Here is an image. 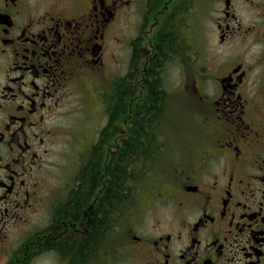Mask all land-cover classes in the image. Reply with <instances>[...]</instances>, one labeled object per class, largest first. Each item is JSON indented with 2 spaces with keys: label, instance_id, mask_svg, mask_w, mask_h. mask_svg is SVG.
<instances>
[{
  "label": "flooded vegetation",
  "instance_id": "flooded-vegetation-1",
  "mask_svg": "<svg viewBox=\"0 0 264 264\" xmlns=\"http://www.w3.org/2000/svg\"><path fill=\"white\" fill-rule=\"evenodd\" d=\"M150 60L183 64L204 142L139 210L126 201L127 118L104 138L108 118L92 138L78 125L94 128V102L106 110L90 85L125 86ZM156 140L135 147L132 192ZM67 141L88 149V169L78 159L63 178ZM0 264H264V0H0Z\"/></svg>",
  "mask_w": 264,
  "mask_h": 264
},
{
  "label": "rangeland",
  "instance_id": "rangeland-1",
  "mask_svg": "<svg viewBox=\"0 0 264 264\" xmlns=\"http://www.w3.org/2000/svg\"><path fill=\"white\" fill-rule=\"evenodd\" d=\"M193 1V0H192ZM193 14L197 12L193 11ZM198 14V13H197ZM192 21V19H191ZM191 28L194 30L195 34L198 35L199 31L194 25L193 21L191 22ZM199 38V35H198ZM122 54H124L122 52ZM124 58V55L121 56ZM190 59V58H189ZM187 64L191 61L185 60ZM183 68L182 63L178 64H166L164 65L163 73L161 75L162 88L165 89L167 93V98L164 106V111L162 112V117L160 124L154 125L155 136L159 138L158 142L160 146H156L158 150L155 152L156 156L155 162L152 166L148 168L146 172L142 173V176L139 177L141 185L143 188L140 192H134V202L131 206H138L139 210L145 209L149 198L158 189L166 190L168 188V178L171 173L172 165L179 156H182L183 153L189 150H196L194 148L195 143H202L204 139H201L202 134L200 135V123L198 119L194 116L192 109L190 108V103L188 100L187 92L185 91L186 80L182 78L181 75H178L176 71H180ZM123 67L119 69L120 73L123 72ZM141 76L137 79L138 84L141 85L142 81ZM91 89L90 94H93V90H100L103 92V95H106V98L113 92V83L109 82H100L99 86L92 84L89 86ZM98 87V88H96ZM95 88V89H94ZM142 87L139 86V92H141ZM89 99L93 100L96 96L90 95ZM103 108L99 102L92 104V112L96 115V121H94V128L88 131L87 127H81L78 125V137L81 139L80 133L86 135V137H94L98 134L99 129L104 126L107 122V115L102 111ZM81 116L83 113H80ZM91 115V113H90ZM87 119V113L85 114V120ZM92 119V117H91ZM93 119H95L93 117ZM155 122V121H154ZM154 123H152L153 125ZM96 133V134H95ZM67 152L66 156L61 158L59 172L62 171V176L66 173H70L76 166V161L78 159H84L88 149L85 146L76 144L73 147V142L67 141L63 145ZM56 171L55 176L59 173ZM60 176V175H59ZM56 179V178H55ZM56 181V180H55ZM53 181L52 183L54 184ZM140 184V182H138ZM150 184H152L150 186ZM147 218L151 217L150 210L144 214Z\"/></svg>",
  "mask_w": 264,
  "mask_h": 264
},
{
  "label": "trees",
  "instance_id": "trees-1",
  "mask_svg": "<svg viewBox=\"0 0 264 264\" xmlns=\"http://www.w3.org/2000/svg\"><path fill=\"white\" fill-rule=\"evenodd\" d=\"M158 45L160 46L159 51L161 46L164 48L162 41L159 42ZM151 61L153 60H150L145 65L146 71L142 75L143 77L141 76V85L137 86L139 80L137 81V73L135 71L128 74L125 79L127 80L125 86L123 84L124 78L123 80L115 78L112 81L113 92L106 98L105 112L108 118V123L107 126L101 131L102 138L108 134V128L111 127L110 129H112L113 127H116L115 131L118 130L123 116L127 118V173L125 175V184L127 186V207H129V205L134 202V192H132L130 188L131 182L135 180V178H138L136 177L137 174L133 172L135 168L130 166L131 163L136 162L134 159H137V150L135 147L138 144L144 154L150 152L149 150L151 147V140H155V138H157L154 132V125L158 123L159 126L160 124L162 112L164 111L166 102L165 100L167 98V93L165 89L162 88L161 82V68L163 67V64L161 63V60H159V62H154V64ZM132 78L136 81H132ZM139 86L142 87L141 92H139ZM123 97L126 99L125 102ZM136 97L139 98V100ZM152 123L154 124L152 125ZM158 140L159 138H157L155 141V146H160ZM83 165V169H88V158L86 156ZM118 167V164H116L115 170H110L111 172H109L111 187L108 191V198H106V201L109 204L111 211L117 206V203L114 202H117L118 198L121 196V191L119 188H121V182L123 181L121 179L122 176H120ZM129 167H132V172L134 175L130 174L131 170H129ZM98 178L99 175L97 173L95 177L91 179L92 184H95V182L98 181ZM80 179L81 184H89L90 177L88 172L81 175Z\"/></svg>",
  "mask_w": 264,
  "mask_h": 264
}]
</instances>
